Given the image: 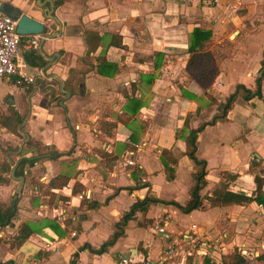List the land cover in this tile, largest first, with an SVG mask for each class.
Masks as SVG:
<instances>
[{
    "label": "crops",
    "instance_id": "crops-1",
    "mask_svg": "<svg viewBox=\"0 0 264 264\" xmlns=\"http://www.w3.org/2000/svg\"><path fill=\"white\" fill-rule=\"evenodd\" d=\"M6 1L45 28L28 34L44 35L36 45H27L24 36L15 58L17 69L35 80L18 85L0 78L5 82L0 96L6 95L0 110L22 118L19 132L0 121V203L13 206V215L0 223V260L118 264L119 257L130 251L158 258L166 245L177 247L167 264L211 257L224 264L234 251L246 258L238 248L245 242H235L237 218L248 217L254 208L261 215L264 207L255 200L211 205L208 196L220 180L229 190L249 195L256 187V173L262 172L264 178V12L258 16L249 9L237 12L234 2L240 0H0V8ZM49 12L56 21L47 17ZM194 27L211 31L205 45L218 70L208 87L186 68ZM93 32L98 38L91 49L87 39ZM257 78L261 96L244 98L240 93L219 116L236 83L253 90ZM131 96L141 103L135 113L127 110ZM102 120L116 124L105 131ZM204 122L195 140V155L205 160L202 206L182 212L172 203L151 202L124 220L122 234L103 252L91 251L89 247L98 248L111 237L115 222L137 198L152 195L181 204L189 199L197 166L185 153V136ZM28 138L44 146L41 154L27 144ZM46 147L65 153L51 157ZM162 148L177 158L169 179L160 157ZM25 156L39 159L19 165ZM128 157L134 164L126 163ZM15 162L16 171L23 169L15 174L24 175L16 198L19 181L11 176ZM136 166L140 175L134 177ZM58 173L67 174L72 186L79 181L88 191L86 200L63 186L54 190L63 198L56 196L49 203L37 183ZM261 188L264 193V184ZM62 205L75 216L66 225L56 218ZM183 217L201 220L183 225ZM23 222L34 230L13 247V235ZM157 222L165 233L155 227ZM191 227L200 240L195 251ZM71 230L76 233L72 235ZM46 240L52 241L48 247ZM205 243L211 249L199 254V249L207 248ZM188 250L192 255L184 253Z\"/></svg>",
    "mask_w": 264,
    "mask_h": 264
},
{
    "label": "trees",
    "instance_id": "trees-1",
    "mask_svg": "<svg viewBox=\"0 0 264 264\" xmlns=\"http://www.w3.org/2000/svg\"><path fill=\"white\" fill-rule=\"evenodd\" d=\"M62 0H55L56 3H60ZM211 35V31L209 29H201L198 27H194V29L191 32V40L188 43V51L190 52V56L186 65V68L189 72V74L197 81L199 84H201L203 87H208L211 84V81L215 74L217 73V66L215 63V58L213 56V53L206 48L207 40H209ZM114 36V34H113ZM88 38V37H87ZM97 35L95 32L92 33L89 39H87L88 48H95V39H97ZM118 44L120 43V40L117 41ZM262 61H264V56ZM31 62V61H30ZM35 65V63H32ZM264 69V65H263ZM12 82L16 83L15 78H11ZM257 86L255 89H250L246 87L243 83H236L235 88L232 92L228 94L226 97L225 102L223 103V110L220 113L219 116L223 112H226L227 109L230 107L231 103L235 100L236 96L238 94H242L244 98H249L253 95L261 96L260 91V79H256ZM18 85H22V83H18ZM128 106L129 109H127L129 112L135 113L139 107L141 106L140 101L131 96L128 98ZM188 117V114H187ZM187 117L185 118V123L187 122ZM218 115H214V119H216ZM0 121L2 124L6 125L11 130L17 131V126L21 123L22 118L20 115L14 113L13 115H0ZM207 122L202 123L197 128H192L189 130L187 135L185 136L186 141V151L185 153L188 154V156L193 160L195 165L197 166V169L193 173V177L195 179L194 184L190 188V197L189 199L184 203L181 204L175 200H164L152 195H145L144 197L137 198L131 205L128 211L124 213L122 216V219L115 222V230L110 238L104 240L98 248H91L89 249L96 253L103 252L106 247L110 244H112L115 239L122 234V224L124 220L129 219L132 217L136 210H145L147 209L148 205L151 202H164V203H172L179 207V209L182 212H189L190 210L194 208H199L202 206V196L200 194V189L202 188L204 182H205V160L199 159L195 155L196 151V137L197 132L202 129L203 125ZM115 122L113 121H107L102 120L100 122L101 128H103L105 131L111 130L115 126ZM23 136V135H22ZM26 136V134L24 135ZM131 136L134 138V136L131 133ZM27 144L31 146H35L37 150H39V154H41L43 151V145L35 140L34 138H28ZM134 148V145L130 146ZM45 152H49L50 156H58L60 154L65 153V151H58L56 149L47 148L44 150ZM106 154V153H104ZM161 160L164 164L165 174L167 179L173 177L174 168L172 164H175L177 162L176 156L172 154V152L167 148H162L160 152ZM39 159V157H31V156H25L21 157L19 165H23L25 162L33 163ZM171 164V165H169ZM262 169V168H261ZM263 170V169H262ZM16 173H23L22 167L17 168ZM133 176L134 174H139V168L136 166V168L132 171ZM227 176H234L233 174L225 172ZM262 172H257L254 179L256 183L255 190L252 192V194H245L242 192L232 191L228 189L227 184L220 180L216 187L213 189L212 194L208 196L209 202L211 205H221V204H230V203H244L251 200H255L257 203L261 204L264 207V193L262 191V185L264 184V178L262 177ZM135 177V176H134ZM1 179V177H0ZM69 180V177L67 174L64 173H58L55 176H52L49 178L47 182H38L37 185L40 187V189L48 195V202L53 203L56 196L59 198H63V195L56 194L54 191L57 188H61L67 184ZM84 187L79 181H75L73 184L71 190L73 193H76L77 191L83 190ZM82 199V198H81ZM82 200H86V197H83ZM92 206L96 205L95 201L90 202ZM4 204L0 203V223H4L6 217H10L13 215V206L8 205L3 207ZM32 224L23 222L17 232L13 235V240L10 243L11 246H18L20 245L29 234L33 232ZM86 246H88L86 244ZM90 246V245H89ZM258 259H261L264 261V251L260 252V254L257 256ZM245 261V258L239 255L236 251L229 254V261H225V264H240ZM73 261H70V264H72ZM0 264H13L11 260L7 261H1Z\"/></svg>",
    "mask_w": 264,
    "mask_h": 264
},
{
    "label": "built area",
    "instance_id": "built-area-1",
    "mask_svg": "<svg viewBox=\"0 0 264 264\" xmlns=\"http://www.w3.org/2000/svg\"><path fill=\"white\" fill-rule=\"evenodd\" d=\"M217 1V0H213ZM26 36V44L29 46L36 45L40 38H44L42 34L36 35H28L22 34L16 30V19H14L11 15L6 13L2 8H0V78L11 79L12 77L15 78L16 83H23V82H32L35 80L33 75H27L25 73H21L16 65H15V58L19 52L21 42L23 37ZM138 144L135 143V146ZM133 153V149L129 151V154ZM127 164H134L132 158L128 157L126 160ZM264 171V168H263ZM65 186L72 187L70 183L67 182ZM75 195L79 198L84 196H89L88 191L80 190L75 193ZM56 218L61 222L62 225L67 224V220H73L75 218L74 214L68 212V209L62 205L59 208V212L56 214ZM194 228L196 227L195 224H191ZM158 231L165 233V228L163 225H159L157 222L155 224ZM192 229V232L189 234L190 241L192 243V247L194 251L198 248L197 245L200 244V240L198 237V232L195 229ZM76 232L71 230V234L74 235ZM51 240L45 241V246H50ZM207 248L202 251L199 249V254L206 253L210 248V245L205 243ZM222 248V245H220ZM239 251L241 254L246 255L248 250L245 248L244 244L238 246ZM177 250L176 246L173 245H166L163 250V253L158 258H150V257H139L136 255V252L130 251L129 253L122 255L118 259V264H167L168 257L172 254H175ZM186 255H192L193 251L188 250L184 252ZM189 264H222L221 260L216 257H211L208 261H194Z\"/></svg>",
    "mask_w": 264,
    "mask_h": 264
},
{
    "label": "rangeland",
    "instance_id": "rangeland-1",
    "mask_svg": "<svg viewBox=\"0 0 264 264\" xmlns=\"http://www.w3.org/2000/svg\"><path fill=\"white\" fill-rule=\"evenodd\" d=\"M234 5L237 6V12H243L249 9L250 11L256 13L254 16H258L264 12V0H240V2H234ZM246 20L250 22L252 18H247ZM4 84L5 82L0 80V87H2ZM5 96L6 95L0 96V105H5L3 104L6 100ZM0 115L6 114H3L0 110ZM22 135L23 134L19 133V136ZM252 215L254 217H251ZM237 219L240 221V224L237 223L236 225V227H239V230L236 231L238 236H236V238L234 236L233 238H235V242H245L244 246L248 250V253L246 254V258L248 260L240 264H264L263 260L257 258L260 252L264 251V213L259 215L258 208H254L252 213L248 214V217H238ZM191 220L199 221L201 220V217H183V225H185L184 223L189 224ZM170 224L173 225L175 223L171 222ZM102 225L105 227V229H107L106 222H103ZM230 240L232 242L234 239ZM225 261H229V258H227Z\"/></svg>",
    "mask_w": 264,
    "mask_h": 264
},
{
    "label": "water",
    "instance_id": "water-1",
    "mask_svg": "<svg viewBox=\"0 0 264 264\" xmlns=\"http://www.w3.org/2000/svg\"><path fill=\"white\" fill-rule=\"evenodd\" d=\"M2 9L6 13L11 15L14 19H16V30L22 34L39 33L45 28L44 24L41 21L27 15L26 13L22 12L20 8L11 5L7 1L2 4ZM47 17H50L56 21V18L51 14V12L48 13ZM49 26L51 28H54V25H52V24ZM232 34H233V32L231 33L230 36H232ZM9 101L10 102L13 101L11 96H9ZM20 149H21V145H20L18 151ZM16 166H17V162H15L11 168V176L14 179H17L19 181V183L17 185V189L14 191L15 198L18 196V194H19V192L23 186V183H24V175L23 174H20V175L15 174Z\"/></svg>",
    "mask_w": 264,
    "mask_h": 264
}]
</instances>
